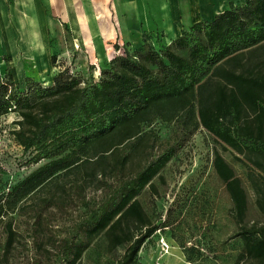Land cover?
Listing matches in <instances>:
<instances>
[{
    "label": "trees",
    "instance_id": "obj_1",
    "mask_svg": "<svg viewBox=\"0 0 264 264\" xmlns=\"http://www.w3.org/2000/svg\"><path fill=\"white\" fill-rule=\"evenodd\" d=\"M154 45L149 35L133 50L128 42L115 44L120 51L98 77L73 72L53 55L60 70L49 85L30 80L20 87L9 71L0 81V115L16 112V142L33 152V161L45 160L0 193V264H16L22 244L10 214L60 174H72L83 190L98 176L107 178L103 185L119 183L107 204L89 213L84 235L78 230L65 238L50 264H80L101 235L109 253L124 249L118 264H138L139 250L156 229L139 195L147 186L157 192L154 179L176 153L170 147L152 156L156 135L144 127L157 118L189 133L203 127L259 170L249 177L264 217V0L230 2L212 21L192 24L159 49ZM213 164L231 201L235 236L244 241L235 264H264V222L249 218L243 179L219 151ZM59 188L61 196L68 192L65 184Z\"/></svg>",
    "mask_w": 264,
    "mask_h": 264
},
{
    "label": "rangeland",
    "instance_id": "obj_2",
    "mask_svg": "<svg viewBox=\"0 0 264 264\" xmlns=\"http://www.w3.org/2000/svg\"><path fill=\"white\" fill-rule=\"evenodd\" d=\"M156 31L154 47L159 49L166 42V34L159 28ZM139 39L134 38L132 50L140 46ZM114 44L93 40V44L83 45L82 37L72 35L68 42L66 40V52L58 61L73 72L90 77L93 71L98 74L100 67L107 68L110 58L120 51ZM59 70L52 67L54 74ZM34 76L43 80L40 74ZM50 80L47 76L43 84H51ZM18 119L16 112L0 115V193L9 192L45 162L33 161V152H24L16 142L13 130ZM144 130H152L156 135L152 156L170 147H175L176 153L159 172L161 177L154 179L157 192L147 186L139 195L156 229L139 250L138 264H235L243 258L245 246L243 239L235 236L237 224L232 217L229 196L214 168L215 152L219 151L243 179L250 195L249 218L260 224L264 217L256 205L249 174L255 172L258 176L261 172L243 157L238 158L232 149H225L203 127L189 133L176 121L157 118L151 125H145ZM75 180L72 174L57 175L10 214L22 235V244L14 257L16 264L54 262L61 253L63 240L74 236L78 230L79 237L84 235L89 213L107 204L119 183L110 179L103 185L107 178L98 176L83 190ZM60 184L67 185L68 190L62 196ZM37 214L42 226L37 224ZM162 240L169 244L168 252L162 249ZM42 242L48 251L39 247ZM123 252L121 248L117 253H109L107 240L101 235L86 249L80 264H118Z\"/></svg>",
    "mask_w": 264,
    "mask_h": 264
},
{
    "label": "crops",
    "instance_id": "obj_3",
    "mask_svg": "<svg viewBox=\"0 0 264 264\" xmlns=\"http://www.w3.org/2000/svg\"><path fill=\"white\" fill-rule=\"evenodd\" d=\"M245 1L0 0V81L9 71L20 87L30 80L43 83L47 76L53 82L52 56L65 54L72 35L82 37L83 45L93 40L133 45L134 38L142 45L146 35L155 42L159 28L170 43L192 24L212 21L230 2Z\"/></svg>",
    "mask_w": 264,
    "mask_h": 264
},
{
    "label": "built area",
    "instance_id": "obj_4",
    "mask_svg": "<svg viewBox=\"0 0 264 264\" xmlns=\"http://www.w3.org/2000/svg\"><path fill=\"white\" fill-rule=\"evenodd\" d=\"M117 53H118V52H117ZM117 53H116V54H117ZM113 57H114V55H113L111 58H113ZM111 58H110V59H111ZM99 73H100V70H99ZM99 73H98V74H95V76L98 77ZM161 243H162V249H163L164 251L168 252V251H169V244H168L167 242H165L164 240H162Z\"/></svg>",
    "mask_w": 264,
    "mask_h": 264
}]
</instances>
